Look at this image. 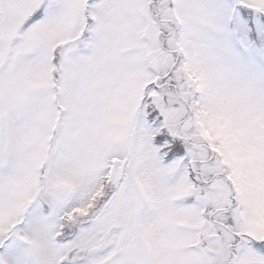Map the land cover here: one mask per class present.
<instances>
[{"label":"snow or ice","instance_id":"obj_1","mask_svg":"<svg viewBox=\"0 0 264 264\" xmlns=\"http://www.w3.org/2000/svg\"><path fill=\"white\" fill-rule=\"evenodd\" d=\"M0 264H264V0H0Z\"/></svg>","mask_w":264,"mask_h":264}]
</instances>
